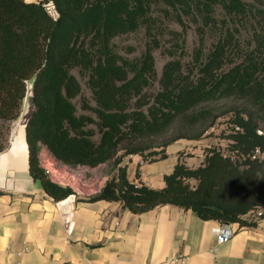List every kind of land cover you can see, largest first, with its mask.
Masks as SVG:
<instances>
[{"label": "trees", "instance_id": "16d2710c", "mask_svg": "<svg viewBox=\"0 0 264 264\" xmlns=\"http://www.w3.org/2000/svg\"><path fill=\"white\" fill-rule=\"evenodd\" d=\"M185 20L197 24L191 59L167 60L156 77L153 43L169 31L177 38L169 23ZM140 29L149 38L144 51L120 54L115 38ZM207 30L217 37L205 50ZM28 85V169L54 200L72 190L46 174L42 146L71 167L115 169L87 201H118L137 214L172 205L237 227L264 205V157H251L255 148L264 153V0H0V152ZM225 100L239 106H218ZM229 111L233 157L211 147L197 166L179 158L160 188L128 179L125 157L164 158L169 144L203 137Z\"/></svg>", "mask_w": 264, "mask_h": 264}, {"label": "crops", "instance_id": "0c3cea01", "mask_svg": "<svg viewBox=\"0 0 264 264\" xmlns=\"http://www.w3.org/2000/svg\"><path fill=\"white\" fill-rule=\"evenodd\" d=\"M13 135L0 152V264H167L171 253L187 255L186 264H264V216L248 218L252 222L243 227L230 224L232 237L217 243L221 223L190 209L161 205L137 214L118 201H87L79 194L73 225L66 229L56 200L29 173L25 130L22 135L18 127ZM175 142L180 145L173 151L168 145L164 158L125 157L128 179L160 188L179 158L198 165L185 154L200 146ZM198 155L194 159L200 163Z\"/></svg>", "mask_w": 264, "mask_h": 264}, {"label": "rangeland", "instance_id": "374dc122", "mask_svg": "<svg viewBox=\"0 0 264 264\" xmlns=\"http://www.w3.org/2000/svg\"><path fill=\"white\" fill-rule=\"evenodd\" d=\"M246 1H254V0H246ZM217 14L219 15V17H221L220 8L218 9ZM184 25L185 26L177 22H170L169 28L171 30L177 31L179 36L176 38V35L173 33L175 35L174 36L168 30L169 32L165 33V35L162 38H160L161 40H159L160 42L158 44L152 42L153 43L152 55L154 57L156 77L160 76L163 64L167 60L180 59L183 63H186L191 59L193 48L198 44V32L196 29L197 24L185 20ZM241 33H242L241 40L245 39V41H248L250 32L248 30L242 29ZM216 37H217L216 31L207 30L204 39L205 50H207L210 47V45L216 39ZM148 39L149 38L145 34L144 30L140 29L136 32L122 34L116 37L114 41L116 44V49L120 54L132 58L140 55V53L144 51ZM176 39H178V41H176ZM176 43L179 44L176 45ZM80 80L82 84L83 94L85 95V97H89L90 96L89 88L87 87L83 79ZM157 85H158L157 81H153L149 90L152 91L155 87H157ZM218 106L224 108L226 106L238 107L239 104L236 101L225 100L219 102ZM33 109L34 106L32 102V89H31V85H28L27 95L23 101L21 114L11 124L10 132L8 135V146L10 145L11 140L13 141V139L16 138L14 135L12 137V134L13 132H15V130L18 127L21 129V133L23 135L24 126H25L24 123H26V119L30 116ZM80 110L82 112H90L82 107L80 108ZM231 113L232 111H229L227 115L219 118L216 124L212 128H210L203 137L196 140H191L196 143V146L193 148H197L200 146L196 150L188 149V152L185 154V156L192 158L191 161L194 163V165L195 164L199 165L200 163H202L207 149L211 147L227 148V138L225 135L231 131L230 125L227 123ZM20 124H22L21 127L19 126ZM261 129L264 130V127H261ZM179 140H186V139H179ZM178 145H180V143L173 142L169 144L167 150L173 151L178 147ZM45 148H46L45 146H42L39 152L43 151ZM183 152L184 150L181 151V153ZM198 154L202 155L201 157L202 161L200 163L198 162L199 159L198 160L194 159L195 156L199 158ZM74 169L76 173H81L85 175V178H89L88 180L89 182L86 184L84 190L82 191L81 195L83 196L88 195V193H92L94 187H96L99 181L101 180L102 175L104 174L103 172L108 171L109 173L110 171L114 170V168H111L110 165H108L107 163L99 164L94 167L79 165L74 167ZM73 185L77 187V185H79V182L73 181Z\"/></svg>", "mask_w": 264, "mask_h": 264}, {"label": "built area", "instance_id": "2783aa9c", "mask_svg": "<svg viewBox=\"0 0 264 264\" xmlns=\"http://www.w3.org/2000/svg\"><path fill=\"white\" fill-rule=\"evenodd\" d=\"M235 129H239V127L236 126ZM257 133L261 134L262 130L260 128L257 129ZM232 142L233 141L231 139L227 138V148H220L224 155H231L232 157L234 156L235 151L228 149ZM251 157L261 158L264 157V153H262L259 148H255ZM39 161L40 165L44 168L46 174L53 182L62 186H67L72 190V192L67 197L62 200L56 201V207L62 214L63 222L66 226V229H69L73 225V205L76 201L77 195L82 194V191L84 190L86 184L89 182V178H85V175L81 173H76L74 167H71L67 164H63L56 160L49 153L47 148L39 152ZM143 161L144 160L142 159L141 162ZM109 177L110 175L102 176L101 180L99 181V184L94 187L92 193L99 192ZM73 181L79 182V185H77V187L74 186ZM253 215L254 217L264 216V205L260 206L257 210H254ZM233 233L234 228L229 223L222 222L220 224L219 231L216 235V242L222 243L227 241L232 237ZM187 259L188 257L185 254L171 253L167 258V264H186Z\"/></svg>", "mask_w": 264, "mask_h": 264}, {"label": "clouds", "instance_id": "9594fccd", "mask_svg": "<svg viewBox=\"0 0 264 264\" xmlns=\"http://www.w3.org/2000/svg\"><path fill=\"white\" fill-rule=\"evenodd\" d=\"M260 178H264V176H261Z\"/></svg>", "mask_w": 264, "mask_h": 264}, {"label": "water", "instance_id": "95a60500", "mask_svg": "<svg viewBox=\"0 0 264 264\" xmlns=\"http://www.w3.org/2000/svg\"><path fill=\"white\" fill-rule=\"evenodd\" d=\"M26 121H27V119H26ZM11 142H12V140H11Z\"/></svg>", "mask_w": 264, "mask_h": 264}, {"label": "bare ground", "instance_id": "6f19581e", "mask_svg": "<svg viewBox=\"0 0 264 264\" xmlns=\"http://www.w3.org/2000/svg\"><path fill=\"white\" fill-rule=\"evenodd\" d=\"M23 124V123H22Z\"/></svg>", "mask_w": 264, "mask_h": 264}]
</instances>
